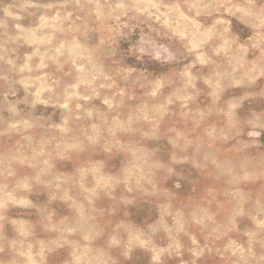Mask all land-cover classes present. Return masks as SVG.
Returning a JSON list of instances; mask_svg holds the SVG:
<instances>
[{"label": "rangeland", "instance_id": "374dc122", "mask_svg": "<svg viewBox=\"0 0 264 264\" xmlns=\"http://www.w3.org/2000/svg\"><path fill=\"white\" fill-rule=\"evenodd\" d=\"M0 264H264V0H0Z\"/></svg>", "mask_w": 264, "mask_h": 264}]
</instances>
